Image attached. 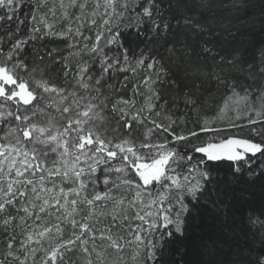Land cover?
<instances>
[{"label": "snow or ice", "instance_id": "snow-or-ice-1", "mask_svg": "<svg viewBox=\"0 0 264 264\" xmlns=\"http://www.w3.org/2000/svg\"><path fill=\"white\" fill-rule=\"evenodd\" d=\"M163 2L164 0H135L134 3L132 0H104L103 26L110 33V38L106 39L107 44L117 42L119 37L118 32L111 35L108 27L111 20L131 10L139 21L138 28L140 23L146 21L148 33L161 46L167 45V59L177 69L176 80H165L170 88H175L172 108H168V101L165 100L159 110L150 111L145 116L144 110L140 109L131 120L125 121V109L112 106V119H116L118 127L121 126V121H125L122 127L127 130V135L121 137L118 134L109 135V130L105 127L108 117L104 115V110L109 103V97L101 92V82L110 69H116L120 61L116 56L109 58L100 47L103 32L97 33L95 43L91 46H83V50L100 58L101 73L93 84V77L87 75V66L79 69L76 85L84 92V95H80L76 90L69 91L67 87H59L51 79L45 78L43 68L28 69L23 59L28 38H17L24 21L16 13L23 0H0V9H6L0 14V31L3 32L0 35V124L5 125L0 128V132H3L0 135V226L5 229L9 226L19 228L23 236L19 249H16L15 231L9 236L7 257L18 260L19 257L13 250H23L25 259L20 264H27V259L41 250L32 245H41L53 229L60 234L61 223L71 225L74 239L63 240L44 250L40 264H59L64 259V253L74 248L77 243L85 254L91 255L83 236L88 233L93 242L96 237L87 221L96 215V204L101 200H113L122 206L123 198L112 195L114 190L121 189L135 193L133 199L128 201L130 207L137 202L145 207L159 205L155 219H149L153 216L150 211L143 215L137 212L136 218L148 225L149 233L160 228L166 230V234L161 233L159 237L158 248L153 242L146 244L143 264L164 261L168 246L184 237L188 227L194 226L208 209L217 214L222 211L239 213L240 222H234L231 230L250 232L254 237L260 236L264 244V212L256 213L248 209L245 214V209L238 202H233L230 192L235 177L243 171L247 170L249 175L264 173V139L254 142L252 139L229 137L218 143H193L200 133L213 130L208 127L210 121L205 119L203 126L196 123L195 128L199 132L194 128L186 134H177L175 129L179 126V121H183L184 127H187V115L173 119L170 114L176 110L177 102L182 99L187 109L199 115L203 103L201 96L213 86L217 91L222 89L227 93L224 104L219 107L221 115L227 110L228 101L233 98L246 101L254 92L264 99V46L259 50L258 61L254 59L249 62L245 58L244 50L236 43L237 37L241 35L239 30L233 32L230 26L222 27L221 34L217 35L211 26H206L186 14L183 17L182 38L177 40L173 35L169 43L170 29L174 32L181 26V21L177 20L173 25L171 17H165L164 13L179 5L169 2L166 9L161 6ZM46 4L47 0H38L34 7L32 20L40 23L42 28L31 29L30 37L33 40L39 39L41 34H68L55 32L53 25L47 22L46 15L40 16L37 21L36 12ZM87 5L88 0H67V3L59 0V8L64 17L69 15V8L76 7L80 8L83 15ZM100 6V0H96L92 17L99 14ZM207 6L208 0H202L200 7ZM48 11L55 17V3ZM76 19L79 21L81 17ZM14 20L18 21L15 30L11 26ZM87 22L96 24L95 19H88ZM81 27L83 24L76 28V35H80ZM71 31L69 27L68 32ZM197 37L198 49L195 46ZM189 39L192 40L191 44ZM201 53L211 54L210 64ZM123 55L124 62L127 63L126 49ZM152 61L148 67L159 66L160 74L166 77L170 68L165 69L156 57H152ZM137 63H144L143 53ZM25 72L27 76L22 75ZM67 75L65 73L66 78ZM238 76L251 81L244 88L243 96L237 91L242 86ZM145 84L151 93L148 108L152 110L154 105L151 101L159 100L162 96L150 78ZM124 104L132 106L129 101H124ZM49 108H54L56 115L49 112ZM255 114L262 115L261 112ZM146 120L150 121L152 127L148 128L144 139L138 144L132 121L142 125ZM249 123L254 125L256 121L249 118ZM160 132L171 135L173 141L187 142L189 152L181 153L170 148L166 139L152 143L150 137ZM252 132L264 137V128L253 127ZM45 147L47 151L44 150ZM53 154L55 159H50ZM195 154L202 156L193 164ZM257 154L261 157L258 165ZM223 160L233 162L232 174L218 177L210 162ZM185 165H188L187 172L181 171ZM98 172H102V183L107 188L104 192L96 190L97 183L101 182ZM36 176L39 177L38 181L34 179ZM47 183L53 186L49 188ZM67 184L72 187H66ZM156 185L160 186L156 193L149 191L150 186ZM145 195L149 197L147 205L144 201ZM171 199L175 200V205L169 203ZM166 203L168 206L164 207ZM81 204L87 206L88 215L82 221H77L74 216ZM174 206H178V210L173 217L171 213ZM13 207L17 214H8V210ZM53 210L60 213L56 216L57 222L54 225L47 222V217L55 214ZM30 220L31 224L28 223ZM101 239H107L108 246L117 251L125 246L120 243V238L114 239L110 234L105 236L102 233ZM135 243L138 246L145 243L141 231L135 233ZM92 251H95L94 243ZM175 253L177 256L183 254L180 248H176ZM205 256L207 259H203ZM97 257L102 264L103 254L97 253ZM0 264L6 262L0 261ZM87 264H93L92 260L89 259ZM200 264H217L214 241L203 244ZM249 264H264V256H257Z\"/></svg>", "mask_w": 264, "mask_h": 264}, {"label": "trees", "instance_id": "trees-1", "mask_svg": "<svg viewBox=\"0 0 264 264\" xmlns=\"http://www.w3.org/2000/svg\"><path fill=\"white\" fill-rule=\"evenodd\" d=\"M37 2L38 0H23L16 13L19 19L24 21L20 26V32L17 33V38H28L23 56L28 69L31 70L33 67L43 68L45 78L51 79L59 87H67L69 91L76 90L80 95H84V92L76 85V74L81 67L86 65L88 69L87 75L93 77L92 83L95 84V79L101 73L100 58L94 57L93 54L83 49L79 51L77 48L70 46L68 36L41 34L39 39H31V29L34 27L42 28L40 23H34L32 20L33 10ZM132 2L134 3L135 0H132ZM169 2L179 5V7L165 11V17L170 16L173 25L176 24L177 20L181 21V26L176 28L174 32L170 29L169 43H171L173 35L177 40L182 38L184 33L183 17L186 14L189 17L196 18L198 22H203L206 26H211L216 30L217 35L221 34L220 29L222 27L230 26L233 32L239 30L241 35L237 37V45L244 50L245 58L249 62L254 59L258 61L260 56L259 50L264 46V0H208L206 8L200 7L202 0H164L161 6L167 9ZM54 3L56 6L55 17L48 11L49 8L53 7ZM65 3H67V0H65ZM91 3L88 0L87 9L82 16L84 21L88 17V10L93 11ZM78 8L68 9L69 15L65 17L66 22L71 18H75V12ZM5 11L6 9H0V14H3ZM137 11H139V6L137 7ZM36 15L37 21H39L42 15H46V17L50 16L54 21L58 18L60 21V16H63V14L59 8V0H47L46 6L39 8ZM65 21L61 20L60 22L64 24ZM17 23L18 21H13L11 25L13 30H15ZM138 23L139 21L135 13L131 10L123 16L112 19L108 27L111 29V35L119 33L118 40L113 44H107L102 40L100 44V47L109 58L116 56L119 57L120 61L116 69H110L101 82V92L103 95L109 97V103L104 110V115L108 117L105 127L108 128L109 135L118 134L121 137L126 136L127 130L122 127V124L125 121L131 120V117L140 109H143V115L147 116L150 111L159 110V106L165 103V100L168 101V108L173 107L175 88H170L165 83V80H176L177 69L167 59L168 54L165 51L167 45L161 46L160 42L148 33L146 21L140 23L139 28L137 27ZM97 26L98 22L96 21L95 25L88 28L90 37L86 44L89 46L95 43L93 28ZM103 31H105V28ZM141 32L144 34L141 35ZM0 35H3L2 31H0ZM198 41L199 37H197L195 45L197 49L199 48ZM189 43H192L191 39H189ZM34 49L36 50L35 52ZM125 49L128 56L127 63L124 62L123 54ZM141 53L144 56V63L138 64L137 61L141 58ZM201 55L210 64L211 54L205 55L201 53ZM152 57L160 60L165 69L170 68L166 77L160 74L161 69L159 66L155 68L148 67V64L153 62ZM65 73L68 74L67 78L65 77ZM22 75L27 76V73H22ZM37 78L39 77L37 76ZM149 78L154 82L155 87L160 90L159 94L162 96L159 100L153 99L151 101L154 105L152 110L148 108L151 93L145 84V81ZM238 79L241 80L242 86L237 91L240 93V96H243L244 88L251 81L245 79L243 76H238ZM110 85L111 88L109 87ZM182 91L183 89L181 90V95ZM226 95L227 93L224 90L217 91L214 86L209 91L204 92L201 96L203 103L199 115L187 109L182 99L179 100L177 102L178 107L170 114L173 116V119L187 115V127H184L183 121H179V126L175 129L176 133L186 134L188 130L195 128L196 123L203 126L204 120L207 119L210 121L208 127L213 130L200 133L199 138L192 141L193 143L206 144L219 142L229 137L252 139L254 142H260L264 139V137L252 132L253 127L257 129L264 128V99H261L254 92L249 95L246 101H238L236 98H233L228 101V108L221 115L219 107L224 104ZM124 101L131 102L132 106L125 105ZM113 105H117L118 108H124L127 112L125 121H121V126L119 127L116 119H112L114 114L111 112V108ZM52 109L49 108L48 111L56 115V111ZM14 110L15 107L13 106ZM256 112H261L262 115L257 116ZM249 118L256 121V123L254 125L250 124ZM132 123L139 144L144 139L148 128L152 127V125L147 120L142 125H137L135 121H132ZM195 130L199 132L198 128H195ZM165 139L168 141L170 148L181 153H187L190 150L187 142L173 141L171 135L167 133L160 132L150 137L152 143L163 142ZM201 156L202 154H195L193 164ZM260 159V155L257 154V165L260 163ZM210 163L218 177L230 176L232 174L233 163L225 161ZM97 175L99 176V172ZM154 187L152 186V188ZM96 190L99 192L106 191L101 182H98ZM230 192L233 202H238L245 209V214L248 209L256 213L264 212V173L249 175L247 170L243 171L235 177ZM82 211H88V208H83ZM8 214L16 215V208H10ZM53 217H47V222L54 225L56 222L55 217ZM240 219V214L233 213L232 211H228L227 213L222 211L217 214L211 209L205 210L203 215L195 222V225L188 227L184 237L168 246L164 255V261L158 262V264H165V262L166 264H173V262L174 264H200L203 244H210L213 241L215 242V260L217 264H249L257 256H264V244H262L260 236L254 237L250 232L241 233L231 230L232 224L234 222L239 223ZM159 222L162 223V221ZM28 223L31 224L32 221L30 220ZM61 227L62 232L60 234H57L55 229H53L52 233L43 240L41 245H32V247L40 248L41 250L37 251L34 257L30 256L27 259V264H34V261L35 264H40L41 258L44 256V250L54 247L58 244V241L63 239L69 228V224L65 225L61 223ZM13 231H15L16 236V249H19L20 241L23 239L21 230L14 228V226H9L8 229L0 226V261H4L6 264H20V261L25 259L23 250H13L19 257L18 260L14 261L11 257L6 256L7 243ZM161 233L166 234V230L160 228L154 232L151 238L157 248L159 247ZM176 248L182 250V256L176 255ZM80 257L85 263L91 259L83 251H76L73 248L64 253V259L59 264H83ZM203 259H207V257L205 256ZM140 264H143V258ZM148 264H151V262L149 261Z\"/></svg>", "mask_w": 264, "mask_h": 264}, {"label": "rangeland", "instance_id": "rangeland-1", "mask_svg": "<svg viewBox=\"0 0 264 264\" xmlns=\"http://www.w3.org/2000/svg\"><path fill=\"white\" fill-rule=\"evenodd\" d=\"M90 1L92 2L91 7L93 9L96 3V0H90ZM103 4H104V0H100L101 6L98 9L99 14L95 16V21L98 22V26L93 28V35L94 37H96L97 33L102 31L104 34L102 37V40L106 42V39L110 38V33L108 31V28H105L103 26V14L105 12V8ZM91 13H92V10H88L87 12L88 17L84 21L82 19L83 15L81 14V10L80 8H78L77 11L75 12V18H71L67 22L65 21L66 20L65 17H63L62 15L60 16V21L61 20L65 21L64 24L63 22L61 24L58 18L56 19L57 21L56 20L54 21L53 19L50 18V16L47 17V22L53 25L55 32L68 33L65 36L69 37L70 46H73L74 48H77L80 51L81 49H83L84 44H86L88 40V39L84 40L83 38L90 37L88 28H90V26H93V25L88 23L87 20L94 19V17L91 16ZM78 16L81 17L79 21L76 19V17ZM80 24H83V27L80 28V35H76L75 30ZM69 27H71L72 29L71 32H68ZM103 27L105 28V31H103L104 29ZM52 110L56 111L54 108ZM4 126H5L4 124H0V128ZM0 135H3V132H0ZM28 147H31V145H28ZM41 147H44V146H41ZM44 150L47 151L48 149L45 147ZM50 159H55V155L54 154L51 155ZM187 168H188V165H185L181 171L187 172ZM99 176H101V185H103L105 187V190H107L106 186L102 183V172H99ZM34 179L38 181L39 177L36 176ZM52 186L53 185L51 183H47V187L51 188ZM66 187H72V185L67 184ZM159 188H160L159 185H156L154 188L150 186L149 191L156 193ZM58 190H59V182H57V191ZM112 195L117 198L122 197L124 200V204L121 206L115 203L113 200H101L97 202L96 215L92 216L90 220L87 221L89 226L93 229L96 239L93 242L88 233H85L83 236V239L87 241L86 246L89 248V251L91 253V255L87 254V256L91 258L93 264H101V259L97 257V253L103 254L102 264H140L143 258V253H144L146 244L148 242H153L151 238L153 237L155 231H152L150 233L148 232V225L136 218L137 212L139 211L140 214L143 215L145 212L150 211L153 213V216L150 217L149 219H155L156 213L159 209V205L155 207H145V206L140 205L139 202H137L135 206L130 207L128 205V201H131L133 199L135 193L132 191L124 190V189L114 190ZM148 199L149 197L145 195L144 197L145 205H147ZM169 203L175 205V200L171 199L169 200ZM167 206L168 204L166 203L164 207H167ZM70 207L71 206L69 205V208ZM83 208H87V206L81 204L79 206L77 213L74 216V218L77 221H82L83 217L88 215V211H84V212L82 211ZM177 210H178V206H174L172 213H171L173 217L175 216V213ZM53 212L55 213V210H53ZM101 213H103V215H101ZM57 215H60V213H55L54 215H52V217L53 216L55 217V222H57L56 221ZM65 225H68V224H65ZM73 231H74L73 228L69 224V228L67 229L66 234L63 236V239L58 241V243H60L63 240L74 239ZM76 231L78 232L79 230L77 229ZM137 231H141L142 239H144L145 241L144 244H141L139 246L135 243V233ZM102 233L105 236L110 234L114 239L120 238V243L124 244L125 246L123 247L122 250H119V251H117L114 248L109 247L108 246L109 241L107 239H101ZM93 243L95 244V251H92ZM74 250L82 251L80 244H77L74 247ZM82 263L86 264L87 262L85 263L82 260Z\"/></svg>", "mask_w": 264, "mask_h": 264}, {"label": "water", "instance_id": "water-1", "mask_svg": "<svg viewBox=\"0 0 264 264\" xmlns=\"http://www.w3.org/2000/svg\"><path fill=\"white\" fill-rule=\"evenodd\" d=\"M232 138H237V137H232ZM239 139H241V138H239ZM211 143H218V142H211ZM223 161H225V162H230V161H227V160H223ZM220 162V161H219ZM231 163H233V162H231Z\"/></svg>", "mask_w": 264, "mask_h": 264}]
</instances>
